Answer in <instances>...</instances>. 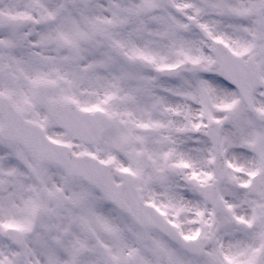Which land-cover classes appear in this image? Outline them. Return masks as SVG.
<instances>
[{
    "label": "snow or ice",
    "instance_id": "6c2138e0",
    "mask_svg": "<svg viewBox=\"0 0 264 264\" xmlns=\"http://www.w3.org/2000/svg\"><path fill=\"white\" fill-rule=\"evenodd\" d=\"M0 264H264V0H0Z\"/></svg>",
    "mask_w": 264,
    "mask_h": 264
}]
</instances>
